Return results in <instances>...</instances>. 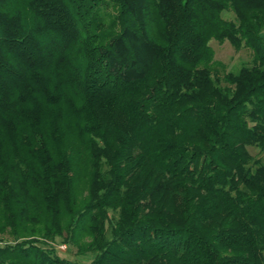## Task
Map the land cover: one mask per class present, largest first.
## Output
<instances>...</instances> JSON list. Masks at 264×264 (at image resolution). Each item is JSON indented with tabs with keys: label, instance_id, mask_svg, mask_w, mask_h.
<instances>
[{
	"label": "trees",
	"instance_id": "trees-1",
	"mask_svg": "<svg viewBox=\"0 0 264 264\" xmlns=\"http://www.w3.org/2000/svg\"><path fill=\"white\" fill-rule=\"evenodd\" d=\"M263 32L264 0H0V264H264Z\"/></svg>",
	"mask_w": 264,
	"mask_h": 264
},
{
	"label": "rangeland",
	"instance_id": "rangeland-1",
	"mask_svg": "<svg viewBox=\"0 0 264 264\" xmlns=\"http://www.w3.org/2000/svg\"><path fill=\"white\" fill-rule=\"evenodd\" d=\"M223 17L226 19H231L232 16L229 13H225L223 14ZM208 45L213 51V59L223 64L226 71H235L240 65L249 63L250 51L247 49L241 48L237 51H234L226 41L217 43L214 40H210ZM253 152L254 151L251 150V154ZM55 248L59 256L72 259V252L66 254L67 250L65 249L64 244L56 243Z\"/></svg>",
	"mask_w": 264,
	"mask_h": 264
}]
</instances>
